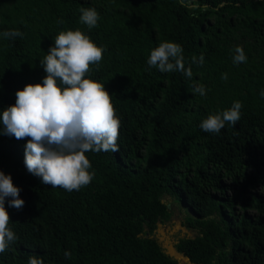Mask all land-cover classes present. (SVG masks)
Returning a JSON list of instances; mask_svg holds the SVG:
<instances>
[{"label": "trees", "instance_id": "trees-1", "mask_svg": "<svg viewBox=\"0 0 264 264\" xmlns=\"http://www.w3.org/2000/svg\"><path fill=\"white\" fill-rule=\"evenodd\" d=\"M190 2L0 0V113L18 90L42 83L40 60L59 32L79 28L105 49L91 78L105 84L121 120L119 150L86 153L95 177L71 192L27 171L28 138L0 132V170L25 201L20 210L6 201L17 239L0 264H27L32 255L44 264H182L150 236L172 216L166 196L197 233L177 244L193 264H264V0ZM92 7L100 19L88 29L80 9ZM8 30L23 37L5 39ZM162 41L183 47L191 78L149 68ZM237 46L244 63H233ZM194 84L206 95L194 94ZM237 100L234 127L200 128Z\"/></svg>", "mask_w": 264, "mask_h": 264}, {"label": "clouds", "instance_id": "clouds-1", "mask_svg": "<svg viewBox=\"0 0 264 264\" xmlns=\"http://www.w3.org/2000/svg\"><path fill=\"white\" fill-rule=\"evenodd\" d=\"M180 3L193 7L190 0H180ZM207 7L205 4L203 9ZM80 12V22L88 29L98 26L100 15L96 8H81ZM2 36L5 39L22 38L23 33L8 30ZM104 51L79 28L59 32L54 45L40 60L47 73L42 83L28 84L18 90L15 104L0 113L2 134L18 140L28 138L24 155L27 171L52 188L61 187L71 192L88 186L95 172L86 153L119 150L117 141L121 120L114 108L112 94L104 83L91 78L90 66L99 67ZM183 51L179 43L162 41L151 50L147 64L162 73L181 72L191 78L192 68H185ZM234 53V64L247 61L242 46H237ZM192 62H197L195 56ZM198 62L203 64V55ZM221 78L226 80L227 74H222ZM192 92L206 95L205 87L200 84H194ZM241 108L242 103L234 101L230 108L208 115L200 128L219 134L226 124L234 127L241 119ZM21 191L14 185L12 176L0 170V254L17 239L9 226L11 218L5 205L7 201L9 207L22 209L25 201L20 198ZM64 255L71 258L68 251ZM27 264H44V261L32 255Z\"/></svg>", "mask_w": 264, "mask_h": 264}, {"label": "rangeland", "instance_id": "rangeland-1", "mask_svg": "<svg viewBox=\"0 0 264 264\" xmlns=\"http://www.w3.org/2000/svg\"><path fill=\"white\" fill-rule=\"evenodd\" d=\"M165 202L172 211L171 218L165 223H159L157 229L150 236L155 238L163 250L182 264H193L188 257L177 249V244L184 238H193L196 231L188 229L185 225L186 211L170 197L166 196ZM149 236V235H148Z\"/></svg>", "mask_w": 264, "mask_h": 264}]
</instances>
